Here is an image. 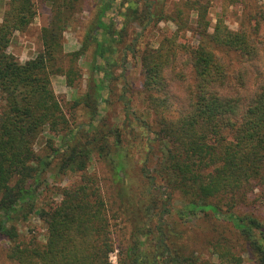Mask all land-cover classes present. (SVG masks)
Returning <instances> with one entry per match:
<instances>
[{
    "label": "trees",
    "instance_id": "trees-1",
    "mask_svg": "<svg viewBox=\"0 0 264 264\" xmlns=\"http://www.w3.org/2000/svg\"><path fill=\"white\" fill-rule=\"evenodd\" d=\"M42 1L48 16L41 28L42 49L25 62L9 47L15 34L35 20L37 0H9L0 21V239L10 243L6 264H112L116 247L107 204L97 178L87 171L93 149L99 141L108 143L107 136L93 140L88 135L84 142L90 130L72 127L52 84L53 75H65L69 85L81 78L76 63L86 47L65 52L64 32L83 0ZM98 1L88 36L89 42L97 41L94 70L98 56L108 51L94 35L99 28L112 33L103 15L113 0ZM126 1L138 15L141 0ZM184 4L186 9L176 5L158 18L171 19L178 30L140 56L144 102L157 124L156 171L163 181L156 185V177L144 168L157 196L153 203L162 199L156 207L159 219L147 230L154 232L158 246L153 255L165 264H247L240 252L245 247L255 264H264V225L254 214L239 212L252 197L264 205V6L256 5L234 30L221 16L212 24L209 7L201 1ZM187 12L194 14L193 21ZM151 16L148 10L146 18ZM182 31L192 32L196 44L182 42ZM223 54L237 55L238 66L232 70ZM92 81L95 88L103 87L99 78ZM46 131L48 150L41 153L36 146ZM55 160L61 172H80V180L59 188V203L38 208L41 175ZM113 171L122 179V165ZM124 193V188L118 193L121 201ZM175 196L182 202L176 212L180 219L202 214L232 227L210 228L204 242L211 258L203 259L181 240L185 229L167 228ZM151 209L147 206L146 213ZM32 213L46 226L44 241L24 237L15 224ZM145 227H134L131 246H122L129 264L149 257L142 254L138 235Z\"/></svg>",
    "mask_w": 264,
    "mask_h": 264
},
{
    "label": "rangeland",
    "instance_id": "rangeland-1",
    "mask_svg": "<svg viewBox=\"0 0 264 264\" xmlns=\"http://www.w3.org/2000/svg\"><path fill=\"white\" fill-rule=\"evenodd\" d=\"M184 1L141 0L138 4L139 14L132 15L130 1L113 0L103 15L104 23L112 26V33L99 28L97 30L99 33L94 35L99 42H104V48L108 49L105 56H98L97 70L93 67L97 41L89 42L88 36L92 33L91 28L96 22L100 2L98 0L81 1L79 11L64 32L65 52L86 47L76 63L81 78L75 79L73 85H69L65 75H53L52 84L73 124L72 127L77 124L80 125L81 131L90 130V133L84 136V142L87 141L85 139L88 135L93 140L99 139L102 135L107 136L108 143L97 142L87 171L97 178L107 204L116 247V250L110 253L112 264L131 262L130 259L126 260L122 246L129 242L131 246L132 238L130 239L129 236L133 228L136 226L143 228L145 225L147 228L145 227L138 235L142 241V254L148 253L149 257L143 256L135 264H165L162 257L156 258L153 255L158 246L153 241L154 232H149L159 219L156 207L162 203V199L158 198L153 203L157 196L147 183L144 168L148 170V174L156 177V185H162L163 181L156 171L160 156L158 144L153 141L157 124L154 113L144 102L140 56L147 46H158L166 37H171L178 30V26L171 19L159 20L158 18L162 12L169 14L176 5L186 9ZM199 1L209 7L208 18L212 24H215L217 18L221 16L234 30L242 27L243 20L253 12L256 5L264 6V0ZM8 2L9 0H0V21ZM37 10L38 14L33 23L23 32H17L9 47V51L14 53L21 62H25L42 49L41 28L48 19L47 8L42 0H37ZM148 10L153 15L149 19L146 18ZM187 14L186 17L193 21L194 14L190 12ZM180 38L182 42L196 44V39L190 31H182ZM222 56L232 70L238 66L237 55L223 54ZM93 76L104 81L103 87L95 88ZM78 100L81 102L80 105L72 111L71 105ZM47 135L46 131L36 146L41 153H46L48 150L44 143ZM55 140L58 144L59 138L56 137ZM102 145L103 148H101ZM56 164L57 160L41 175V186L36 200L38 208H48L59 203L61 200L59 188L80 180V172L71 170L61 172ZM120 165L123 166V177L117 179L114 176L113 167ZM122 188L125 191L124 197L129 201H126V198L124 201L120 200L118 193ZM173 202L172 214L166 217L167 228L185 229L184 238L181 240L189 242L190 248L196 249L203 259L211 258L209 244L204 242L211 236L210 228L232 227L226 222L202 214L180 219L176 212L182 206V202L178 196H175ZM150 205L152 209L150 213H146V208ZM239 212L254 214L264 225V205L254 203L253 197L246 206L239 209ZM15 224L24 237L36 235L39 240L44 241L46 226L36 213L30 214L27 219L15 221ZM9 245V242L0 239V264L9 262L7 259ZM244 248L240 249V252L246 263L255 264L254 258L248 251L245 252Z\"/></svg>",
    "mask_w": 264,
    "mask_h": 264
}]
</instances>
